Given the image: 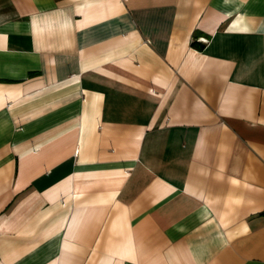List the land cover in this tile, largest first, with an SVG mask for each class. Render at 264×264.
Segmentation results:
<instances>
[{
    "label": "crops",
    "instance_id": "0c3cea01",
    "mask_svg": "<svg viewBox=\"0 0 264 264\" xmlns=\"http://www.w3.org/2000/svg\"><path fill=\"white\" fill-rule=\"evenodd\" d=\"M0 264H264V0H0Z\"/></svg>",
    "mask_w": 264,
    "mask_h": 264
},
{
    "label": "built area",
    "instance_id": "2783aa9c",
    "mask_svg": "<svg viewBox=\"0 0 264 264\" xmlns=\"http://www.w3.org/2000/svg\"><path fill=\"white\" fill-rule=\"evenodd\" d=\"M203 42H204V43H206V42H207V40H206V39H203Z\"/></svg>",
    "mask_w": 264,
    "mask_h": 264
}]
</instances>
